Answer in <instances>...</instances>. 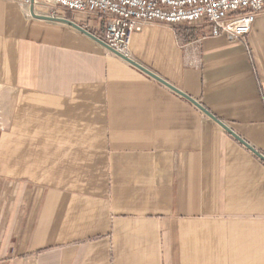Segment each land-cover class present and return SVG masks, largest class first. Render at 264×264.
Returning a JSON list of instances; mask_svg holds the SVG:
<instances>
[{"label": "crops", "instance_id": "0c3cea01", "mask_svg": "<svg viewBox=\"0 0 264 264\" xmlns=\"http://www.w3.org/2000/svg\"><path fill=\"white\" fill-rule=\"evenodd\" d=\"M34 13L103 34L97 17ZM129 59L264 156V12L244 43L145 23ZM0 94V264H264V162L185 98L3 0Z\"/></svg>", "mask_w": 264, "mask_h": 264}, {"label": "built area", "instance_id": "2783aa9c", "mask_svg": "<svg viewBox=\"0 0 264 264\" xmlns=\"http://www.w3.org/2000/svg\"><path fill=\"white\" fill-rule=\"evenodd\" d=\"M25 8L46 6L53 11L82 14L100 19L99 38L116 53L129 58L131 37L145 23L179 26L205 22L210 35L225 34L244 43L264 0H3ZM53 17V14L51 15ZM8 107L0 103V130L5 128ZM4 114V116H3Z\"/></svg>", "mask_w": 264, "mask_h": 264}, {"label": "water", "instance_id": "95a60500", "mask_svg": "<svg viewBox=\"0 0 264 264\" xmlns=\"http://www.w3.org/2000/svg\"><path fill=\"white\" fill-rule=\"evenodd\" d=\"M30 13L32 14L33 17L36 18H41V19H46V20H51V21H56V22H61V23H65L71 27H73L74 29L78 30L79 32H81L82 34L88 36L89 38H91L92 40H94L95 42H97L98 44H100L101 46H103L104 48L108 49L109 51H111L112 53L116 54L117 56H119L120 58H122L123 60H125L126 62H128L129 64H131L132 66H134L135 68H137L138 70H140L141 72H143L144 74H146L147 76L151 77L152 79L158 81L159 83L163 84L164 86H166L167 88H169L170 90H172L173 92H175L176 94L180 95L181 97L185 98L186 100H188L190 103H192L196 108H198L203 114H205L207 117H209L210 119H212L213 121H215L218 125H220L226 132H228L233 138H235L238 142H240L243 146H245L248 150H250L255 156H257L260 160H262L264 162V156L262 154H260L259 152H257L255 149L251 148V146H249V144H247V142H245L244 140H242L239 136H237L233 131H231L227 126H225L222 122H220L217 118H215V116H213L210 112H208L202 105H200L197 101H195L194 99H192L190 96H188L187 94L181 92L180 90L174 88L173 86H171L169 83H167L166 81H164L163 79L159 78L158 76H156L155 74H153L152 72H150L149 70H147L146 68L140 66L139 64L135 63L134 61H132L131 59L124 57L118 53H116L115 51H113L112 49H110L103 41H101L99 38L95 37L94 35H92L91 33L87 32L86 30H84L83 28L77 26L76 24H74L73 22L66 20V19H60V18H47V17H41V16H37L34 13V8L33 5L30 6Z\"/></svg>", "mask_w": 264, "mask_h": 264}, {"label": "rangeland", "instance_id": "374dc122", "mask_svg": "<svg viewBox=\"0 0 264 264\" xmlns=\"http://www.w3.org/2000/svg\"><path fill=\"white\" fill-rule=\"evenodd\" d=\"M0 103L4 106V107H8L9 110V103H8V98L5 95L0 94ZM4 116V114H3ZM13 123V114L9 117V113L8 111L6 112V116L4 118V125L5 128L3 130H0V133H6L8 131L9 128V124Z\"/></svg>", "mask_w": 264, "mask_h": 264}]
</instances>
